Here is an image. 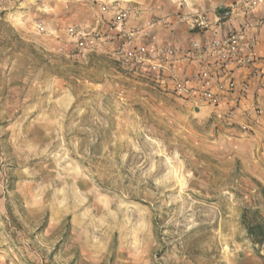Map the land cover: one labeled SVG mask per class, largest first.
I'll return each mask as SVG.
<instances>
[{
    "label": "rangeland",
    "instance_id": "1",
    "mask_svg": "<svg viewBox=\"0 0 264 264\" xmlns=\"http://www.w3.org/2000/svg\"><path fill=\"white\" fill-rule=\"evenodd\" d=\"M221 9L264 21V0H0V264H264V80L231 114L140 62Z\"/></svg>",
    "mask_w": 264,
    "mask_h": 264
},
{
    "label": "built area",
    "instance_id": "2",
    "mask_svg": "<svg viewBox=\"0 0 264 264\" xmlns=\"http://www.w3.org/2000/svg\"><path fill=\"white\" fill-rule=\"evenodd\" d=\"M233 14L221 9L212 20L198 15L187 21V46L143 47L142 66L162 90L213 109L230 106L233 114L243 107L249 87L258 88L264 80V53L259 50L264 21L233 24ZM240 72L246 75L242 83L237 82Z\"/></svg>",
    "mask_w": 264,
    "mask_h": 264
},
{
    "label": "crops",
    "instance_id": "3",
    "mask_svg": "<svg viewBox=\"0 0 264 264\" xmlns=\"http://www.w3.org/2000/svg\"><path fill=\"white\" fill-rule=\"evenodd\" d=\"M240 21H233V24H238ZM259 47L263 48L264 49V41H263V37H262V34L260 32V42H259ZM262 53H264V50L262 49H259ZM237 82L238 83H242L244 80H245V73L243 72H240L238 73L237 75ZM255 86L251 85L249 87V90H248V95L244 101V106L245 107H250V105L254 102L255 99L257 100H262L261 97H256L255 96Z\"/></svg>",
    "mask_w": 264,
    "mask_h": 264
},
{
    "label": "trees",
    "instance_id": "4",
    "mask_svg": "<svg viewBox=\"0 0 264 264\" xmlns=\"http://www.w3.org/2000/svg\"><path fill=\"white\" fill-rule=\"evenodd\" d=\"M255 231H250L249 235L252 238L254 244L264 245V227H262L261 223L254 225Z\"/></svg>",
    "mask_w": 264,
    "mask_h": 264
}]
</instances>
